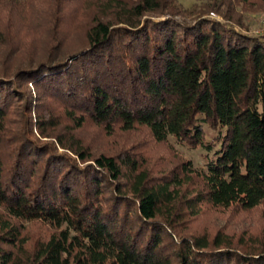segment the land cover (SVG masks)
I'll return each mask as SVG.
<instances>
[{
    "label": "trees",
    "instance_id": "obj_1",
    "mask_svg": "<svg viewBox=\"0 0 264 264\" xmlns=\"http://www.w3.org/2000/svg\"><path fill=\"white\" fill-rule=\"evenodd\" d=\"M171 2L104 0L84 46L62 52L55 27L44 29L54 43L34 65L17 67L23 49L11 11L36 7L40 23H56L61 0H0V51L11 55L0 68L2 264H264V247L233 246L221 233L174 239L179 220L171 204L182 183L176 174L153 179L134 149L91 157L72 133V140L61 134L60 116L31 114L27 83L60 104L73 128L144 126L157 142L172 136L204 147V169L183 165V174L202 180L187 207L260 205L264 36L225 14L179 22ZM15 101L21 108L12 110ZM203 124L219 130L209 144ZM34 127L54 140L37 138ZM30 221L50 230L28 248L22 225Z\"/></svg>",
    "mask_w": 264,
    "mask_h": 264
},
{
    "label": "rangeland",
    "instance_id": "obj_2",
    "mask_svg": "<svg viewBox=\"0 0 264 264\" xmlns=\"http://www.w3.org/2000/svg\"><path fill=\"white\" fill-rule=\"evenodd\" d=\"M33 1L35 2V0ZM171 1L177 10L175 19L179 22H192L199 15L221 21L225 14L231 18L232 22L239 24L244 31L264 36V0H248L247 2L238 0ZM101 2H104V0H66L65 3L61 0V4H57L59 15L56 23L55 18L51 22L42 21L40 23L34 16L39 10L36 7L31 10L27 6L24 11L13 9L11 15L15 18L16 26L20 30L19 39L23 49L17 57V60L21 59L18 61L14 59L16 61L14 62L15 65L17 67L34 65L37 60L44 56L45 49L54 43L53 39L48 40L53 35L45 36L44 29L55 27L58 36L62 37V40L59 41L61 42L62 52L73 51L84 46L87 41V30L98 16L97 12ZM165 16L147 14L144 17L160 19ZM58 36L57 38H59ZM59 51L61 49L55 50L54 53ZM7 53L9 54L6 50L4 52L0 51V68L4 64L3 57ZM22 86L23 89L29 90L31 93L29 100L32 116L43 114V111L45 116H48L46 114L48 110L54 113L55 116H60L61 134L69 140L71 139L69 134L72 133L81 142V145L88 150L87 152L91 157L98 154L116 155L126 149H134L139 152L143 168L147 170L153 179L159 180L160 178H166V176L173 177L175 174L182 179L181 185L177 188L178 196L171 204L172 212H174V215L177 214L179 220L172 232L174 239L177 236L200 234L212 239L217 233H221L227 240L232 242L233 246H242L252 250H259L264 247V201L250 210L214 207L205 202L197 203L192 208L187 207V203L200 190L202 180L194 174H183V165L185 162H190L194 168L204 169L207 153L204 147H188L172 136H169L166 142H157L152 139L148 129L144 126H136L132 130H123L119 126H115L108 132L102 126L87 122L79 128H73L69 123L70 121L61 115V106L54 99L44 96L42 93L39 94L31 83ZM21 104L22 101H15L12 110L21 108ZM17 117L12 112L10 113L12 126L15 125L12 121H18ZM203 127L205 141L209 144L216 137L219 130L206 124H203ZM33 131L39 139L54 140L53 137L40 136L35 127ZM217 142L214 144L216 147L219 146ZM22 226L28 248L33 247L38 239L46 237L50 230L47 225L35 221L23 222ZM0 264H2L1 259Z\"/></svg>",
    "mask_w": 264,
    "mask_h": 264
}]
</instances>
